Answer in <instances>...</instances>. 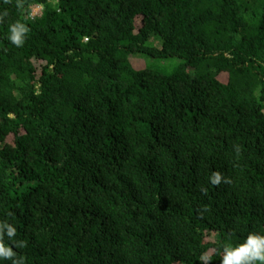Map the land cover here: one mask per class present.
<instances>
[{
	"label": "trees",
	"instance_id": "16d2710c",
	"mask_svg": "<svg viewBox=\"0 0 264 264\" xmlns=\"http://www.w3.org/2000/svg\"><path fill=\"white\" fill-rule=\"evenodd\" d=\"M249 233L264 0H0V264H225Z\"/></svg>",
	"mask_w": 264,
	"mask_h": 264
},
{
	"label": "clouds",
	"instance_id": "9594fccd",
	"mask_svg": "<svg viewBox=\"0 0 264 264\" xmlns=\"http://www.w3.org/2000/svg\"><path fill=\"white\" fill-rule=\"evenodd\" d=\"M5 2H9V0H5ZM17 7L20 8V5H17ZM23 26L25 25L19 21L9 25V30L13 33L9 39L18 47L22 46V44L20 42V32L17 31V27ZM26 30L29 31L27 27ZM222 179L223 177L219 172L213 173L210 177L211 183L217 186L222 182ZM3 251V248H0V252ZM257 259L264 262V237L256 233H249L246 243L239 246L235 251L230 252L225 259V264H245L247 261Z\"/></svg>",
	"mask_w": 264,
	"mask_h": 264
},
{
	"label": "rangeland",
	"instance_id": "374dc122",
	"mask_svg": "<svg viewBox=\"0 0 264 264\" xmlns=\"http://www.w3.org/2000/svg\"><path fill=\"white\" fill-rule=\"evenodd\" d=\"M40 13H41V8L40 7H36L35 9H33V14H40ZM149 62L151 63L152 61H149ZM146 63H148V61Z\"/></svg>",
	"mask_w": 264,
	"mask_h": 264
}]
</instances>
